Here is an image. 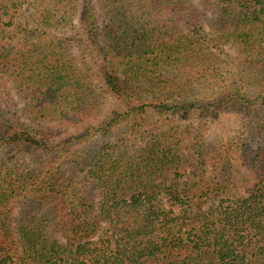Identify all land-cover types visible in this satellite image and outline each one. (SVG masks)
Here are the masks:
<instances>
[{
  "label": "trees",
  "instance_id": "1",
  "mask_svg": "<svg viewBox=\"0 0 264 264\" xmlns=\"http://www.w3.org/2000/svg\"><path fill=\"white\" fill-rule=\"evenodd\" d=\"M0 264H264V0H0Z\"/></svg>",
  "mask_w": 264,
  "mask_h": 264
},
{
  "label": "rangeland",
  "instance_id": "2",
  "mask_svg": "<svg viewBox=\"0 0 264 264\" xmlns=\"http://www.w3.org/2000/svg\"><path fill=\"white\" fill-rule=\"evenodd\" d=\"M231 54L233 52L230 51ZM249 71L246 70V73L243 75V77L246 78V80H253L254 82H257L256 80H261L259 79L258 76L253 75L252 77L249 76ZM239 78V77H237ZM236 78V79H237ZM212 118V132L211 134H214L213 137H210V140H213V138L219 135H224V134H232L233 136L240 132V129L245 127L244 124L238 123L236 113L231 110L228 114L221 113L220 116L217 115L215 119ZM197 120V119H195ZM242 126V127H241Z\"/></svg>",
  "mask_w": 264,
  "mask_h": 264
}]
</instances>
